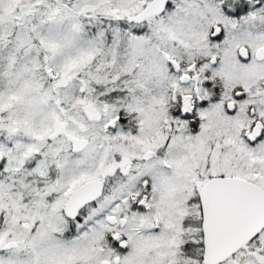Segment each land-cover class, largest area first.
Here are the masks:
<instances>
[{
	"label": "snow or ice",
	"instance_id": "obj_1",
	"mask_svg": "<svg viewBox=\"0 0 264 264\" xmlns=\"http://www.w3.org/2000/svg\"><path fill=\"white\" fill-rule=\"evenodd\" d=\"M0 264H264V0H0Z\"/></svg>",
	"mask_w": 264,
	"mask_h": 264
}]
</instances>
